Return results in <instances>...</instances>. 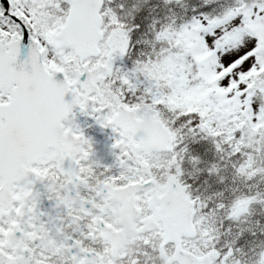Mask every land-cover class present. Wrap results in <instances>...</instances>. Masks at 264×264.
Masks as SVG:
<instances>
[{
    "label": "snow or ice",
    "instance_id": "obj_1",
    "mask_svg": "<svg viewBox=\"0 0 264 264\" xmlns=\"http://www.w3.org/2000/svg\"><path fill=\"white\" fill-rule=\"evenodd\" d=\"M0 264H264V0H0Z\"/></svg>",
    "mask_w": 264,
    "mask_h": 264
},
{
    "label": "flooded vegetation",
    "instance_id": "obj_2",
    "mask_svg": "<svg viewBox=\"0 0 264 264\" xmlns=\"http://www.w3.org/2000/svg\"><path fill=\"white\" fill-rule=\"evenodd\" d=\"M86 131L89 136L97 141L96 147L98 154L101 157H107V144L109 143V141L107 140L105 133L98 127L86 129Z\"/></svg>",
    "mask_w": 264,
    "mask_h": 264
}]
</instances>
